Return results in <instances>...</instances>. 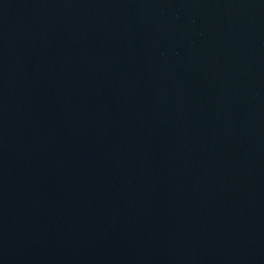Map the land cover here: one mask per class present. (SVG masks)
<instances>
[{"label":"water","instance_id":"obj_1","mask_svg":"<svg viewBox=\"0 0 264 264\" xmlns=\"http://www.w3.org/2000/svg\"><path fill=\"white\" fill-rule=\"evenodd\" d=\"M0 264H264V0H0Z\"/></svg>","mask_w":264,"mask_h":264}]
</instances>
